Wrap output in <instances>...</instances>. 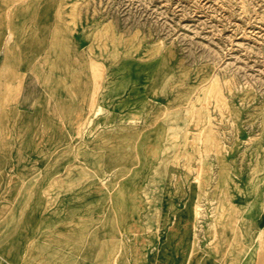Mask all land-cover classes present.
<instances>
[{
    "label": "rangeland",
    "instance_id": "1",
    "mask_svg": "<svg viewBox=\"0 0 264 264\" xmlns=\"http://www.w3.org/2000/svg\"><path fill=\"white\" fill-rule=\"evenodd\" d=\"M0 264H264V0H0Z\"/></svg>",
    "mask_w": 264,
    "mask_h": 264
},
{
    "label": "bare ground",
    "instance_id": "2",
    "mask_svg": "<svg viewBox=\"0 0 264 264\" xmlns=\"http://www.w3.org/2000/svg\"><path fill=\"white\" fill-rule=\"evenodd\" d=\"M9 33V32H8Z\"/></svg>",
    "mask_w": 264,
    "mask_h": 264
}]
</instances>
